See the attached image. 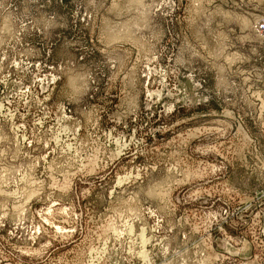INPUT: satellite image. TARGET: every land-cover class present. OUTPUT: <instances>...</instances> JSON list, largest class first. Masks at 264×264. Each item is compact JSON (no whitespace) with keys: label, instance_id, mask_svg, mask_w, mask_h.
I'll return each instance as SVG.
<instances>
[{"label":"rangeland","instance_id":"374dc122","mask_svg":"<svg viewBox=\"0 0 264 264\" xmlns=\"http://www.w3.org/2000/svg\"><path fill=\"white\" fill-rule=\"evenodd\" d=\"M0 264H264V0H0Z\"/></svg>","mask_w":264,"mask_h":264},{"label":"bare ground","instance_id":"6f19581e","mask_svg":"<svg viewBox=\"0 0 264 264\" xmlns=\"http://www.w3.org/2000/svg\"><path fill=\"white\" fill-rule=\"evenodd\" d=\"M146 255V254H145Z\"/></svg>","mask_w":264,"mask_h":264}]
</instances>
